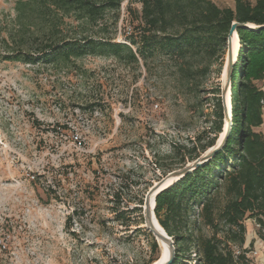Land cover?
Instances as JSON below:
<instances>
[{"label": "rangeland", "instance_id": "374dc122", "mask_svg": "<svg viewBox=\"0 0 264 264\" xmlns=\"http://www.w3.org/2000/svg\"><path fill=\"white\" fill-rule=\"evenodd\" d=\"M139 11L137 1L122 0L117 20L106 11L83 30L62 25L59 36L110 38L135 51L127 38L138 34ZM14 16V1L0 0V264L154 262L161 248L152 249L156 239L144 226L143 200L165 172L182 159L189 162L191 149L215 135L213 96L222 78L216 57L194 58L190 82L161 54L145 63L138 54L137 62L100 55L53 63L8 60L7 54L35 55L45 44V37L30 34L10 38ZM255 84L264 90V78ZM220 192L213 201L216 237L235 255L245 248L250 264H264L258 235L264 228L249 213L243 246L225 242ZM182 225L171 237L178 246L177 236L190 235L180 257L195 264L193 240L214 231L198 202H191ZM256 238L262 243L257 248Z\"/></svg>", "mask_w": 264, "mask_h": 264}, {"label": "trees", "instance_id": "16d2710c", "mask_svg": "<svg viewBox=\"0 0 264 264\" xmlns=\"http://www.w3.org/2000/svg\"><path fill=\"white\" fill-rule=\"evenodd\" d=\"M14 23L10 38L27 34L45 37V44L36 54H7L4 59L53 63L85 55L111 56L118 60L145 63L150 56L164 55L176 61L177 74L190 82L197 71L196 57H216L220 75L223 71L227 34L232 22L264 25V0H234L233 7H219L212 0H135L140 4L137 36H128L136 46L89 37L67 40L60 37V27L73 23L79 30L97 25L106 11L116 13L122 0H13ZM239 48L230 88L231 128L223 147L205 164L185 175L155 199L154 214L169 236L178 233L191 202H198L204 223L214 231L210 237L198 235L193 240L198 258L195 264H250L243 248L237 255L230 246L216 237L214 197L222 191L224 203L219 221L227 227L225 242L240 248L245 241L244 218L249 213L264 228V134L257 130L263 122L264 90L255 81L264 78V28H238ZM192 61V62H191ZM220 87L215 102L217 122L215 135L200 149L193 147L189 161L196 159L215 144L223 126ZM186 161L182 159L181 166ZM171 171V170H170ZM168 172V171H167ZM165 172L164 175L167 173ZM164 217H160V213ZM258 235L264 241V232ZM174 242L175 256L171 264H186L180 252L191 240L190 235ZM192 242V240H191ZM153 241L152 249H158ZM190 249V248H189ZM156 260V259H155ZM154 261V260H153ZM152 262V261H151ZM150 262V263H151Z\"/></svg>", "mask_w": 264, "mask_h": 264}, {"label": "water", "instance_id": "95a60500", "mask_svg": "<svg viewBox=\"0 0 264 264\" xmlns=\"http://www.w3.org/2000/svg\"><path fill=\"white\" fill-rule=\"evenodd\" d=\"M238 28H249L252 30H260L264 28V25H257L254 23H241L234 21L232 22L230 29L227 34V52L226 58L222 71L221 85H220V97L223 108V126L222 130L214 145L206 149L201 153L196 159L186 162L185 165L169 171L160 180L154 183L150 189L147 191L145 198L143 200V219L144 226L148 229L155 237L157 243L158 240L162 242L165 246V258L162 262L158 264H171L175 256L174 240L159 224L155 214V199L164 190L171 187L177 181L182 179L185 175L195 170L197 167L205 164L209 161L225 144L232 123L231 118V105H230V88H231V77L233 73V68L236 63L237 56H233L234 48V36L237 39V44L239 45V38L237 35ZM239 47V46H238ZM159 229V230H158ZM154 264V262L150 263Z\"/></svg>", "mask_w": 264, "mask_h": 264}, {"label": "bare ground", "instance_id": "6f19581e", "mask_svg": "<svg viewBox=\"0 0 264 264\" xmlns=\"http://www.w3.org/2000/svg\"><path fill=\"white\" fill-rule=\"evenodd\" d=\"M238 46L239 45L237 44V39L234 36V48H233V56L234 57L237 56V54H238V48H239ZM158 244H159V246L161 248V253H160V256L154 261V264H158V263L162 262V260H164V258H165V250H166L165 246L159 240H158Z\"/></svg>", "mask_w": 264, "mask_h": 264}, {"label": "crops", "instance_id": "0c3cea01", "mask_svg": "<svg viewBox=\"0 0 264 264\" xmlns=\"http://www.w3.org/2000/svg\"><path fill=\"white\" fill-rule=\"evenodd\" d=\"M257 130L261 131L264 134V116H263V122L262 124L257 128ZM255 238L254 236H250L249 238H247L246 243H250L251 239ZM254 243H256L254 246L257 248L258 246H262V243H258V238H256L254 240Z\"/></svg>", "mask_w": 264, "mask_h": 264}, {"label": "built area", "instance_id": "2783aa9c", "mask_svg": "<svg viewBox=\"0 0 264 264\" xmlns=\"http://www.w3.org/2000/svg\"><path fill=\"white\" fill-rule=\"evenodd\" d=\"M263 111H264V108H263ZM239 253V252H238Z\"/></svg>", "mask_w": 264, "mask_h": 264}]
</instances>
